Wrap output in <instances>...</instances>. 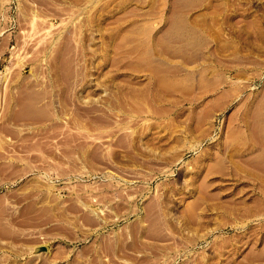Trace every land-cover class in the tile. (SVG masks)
I'll list each match as a JSON object with an SVG mask.
<instances>
[{
  "label": "rangeland",
  "instance_id": "1",
  "mask_svg": "<svg viewBox=\"0 0 264 264\" xmlns=\"http://www.w3.org/2000/svg\"><path fill=\"white\" fill-rule=\"evenodd\" d=\"M0 264H264V0H0Z\"/></svg>",
  "mask_w": 264,
  "mask_h": 264
},
{
  "label": "bare ground",
  "instance_id": "2",
  "mask_svg": "<svg viewBox=\"0 0 264 264\" xmlns=\"http://www.w3.org/2000/svg\"><path fill=\"white\" fill-rule=\"evenodd\" d=\"M254 136V135H253ZM256 139V138H255ZM249 152V151H248ZM258 164V163H257ZM258 167V166H257ZM257 170V169H256ZM260 172V171H259Z\"/></svg>",
  "mask_w": 264,
  "mask_h": 264
}]
</instances>
